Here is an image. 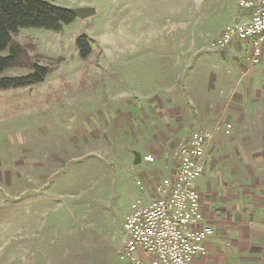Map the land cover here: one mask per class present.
Instances as JSON below:
<instances>
[{"label":"rangeland","instance_id":"rangeland-1","mask_svg":"<svg viewBox=\"0 0 264 264\" xmlns=\"http://www.w3.org/2000/svg\"><path fill=\"white\" fill-rule=\"evenodd\" d=\"M221 2L55 0L95 14L13 35L50 72L0 90V264H123L122 223L141 196H131L136 185L122 175L121 88L159 73L170 48L210 44L198 35L220 31ZM80 35L94 42L86 59L76 49ZM30 72L13 67L0 77Z\"/></svg>","mask_w":264,"mask_h":264},{"label":"crops","instance_id":"crops-1","mask_svg":"<svg viewBox=\"0 0 264 264\" xmlns=\"http://www.w3.org/2000/svg\"><path fill=\"white\" fill-rule=\"evenodd\" d=\"M220 4L214 18L224 16L220 31L198 35V41L211 38L207 47L170 48L159 73L155 67L149 77L139 74L132 90L121 88L122 175L136 185L131 196L147 205L155 187L174 176L179 148L190 135L211 132L195 187L213 234L204 242L207 254L192 264H264V43L257 64L248 60V40L216 46L226 25L250 18L237 0ZM135 153L141 156L137 165Z\"/></svg>","mask_w":264,"mask_h":264},{"label":"built area","instance_id":"built-area-1","mask_svg":"<svg viewBox=\"0 0 264 264\" xmlns=\"http://www.w3.org/2000/svg\"><path fill=\"white\" fill-rule=\"evenodd\" d=\"M237 7L249 11V21L226 25L215 45L224 47L233 38L248 40L252 48L248 60L257 64L264 43V0H237ZM230 129L226 124L225 134ZM212 139L211 132L194 131L179 148L174 176L155 187L156 196L147 205L132 201L122 223L124 242L118 253L121 262L192 264L195 256L207 254L204 242L213 230L203 223L195 181L203 174L202 158ZM144 159L152 160L150 156Z\"/></svg>","mask_w":264,"mask_h":264},{"label":"trees","instance_id":"trees-1","mask_svg":"<svg viewBox=\"0 0 264 264\" xmlns=\"http://www.w3.org/2000/svg\"><path fill=\"white\" fill-rule=\"evenodd\" d=\"M55 0H0V75L8 68L27 67L30 73L24 76L0 77V90L27 87L42 82L50 70L29 58L26 49L13 39L21 28H44L58 30L69 24L75 16L67 8L54 4ZM94 42L88 36L80 35L75 40L81 59H86Z\"/></svg>","mask_w":264,"mask_h":264},{"label":"water","instance_id":"water-1","mask_svg":"<svg viewBox=\"0 0 264 264\" xmlns=\"http://www.w3.org/2000/svg\"><path fill=\"white\" fill-rule=\"evenodd\" d=\"M70 11L74 14L75 17H78L80 19H85L95 14V8L93 7H80L76 9H71ZM134 156V164L137 165L140 163L141 156L139 153H135Z\"/></svg>","mask_w":264,"mask_h":264}]
</instances>
